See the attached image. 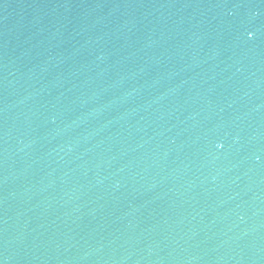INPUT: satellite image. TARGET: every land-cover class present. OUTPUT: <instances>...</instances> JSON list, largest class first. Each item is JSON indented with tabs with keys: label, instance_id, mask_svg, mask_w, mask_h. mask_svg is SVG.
I'll list each match as a JSON object with an SVG mask.
<instances>
[{
	"label": "water",
	"instance_id": "water-1",
	"mask_svg": "<svg viewBox=\"0 0 264 264\" xmlns=\"http://www.w3.org/2000/svg\"><path fill=\"white\" fill-rule=\"evenodd\" d=\"M0 264H264V0H0Z\"/></svg>",
	"mask_w": 264,
	"mask_h": 264
}]
</instances>
